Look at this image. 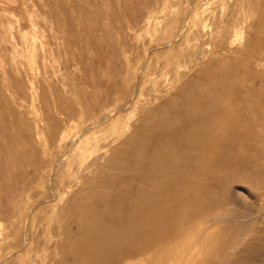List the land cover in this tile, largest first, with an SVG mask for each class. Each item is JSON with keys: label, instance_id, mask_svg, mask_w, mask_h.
Segmentation results:
<instances>
[{"label": "rangeland", "instance_id": "374dc122", "mask_svg": "<svg viewBox=\"0 0 264 264\" xmlns=\"http://www.w3.org/2000/svg\"><path fill=\"white\" fill-rule=\"evenodd\" d=\"M241 2L0 0V264H73V211L61 210L59 204L56 215L50 208L55 202L47 200L49 166L69 138L113 112L112 122L82 136L66 160L72 161V181H79V188V177L87 174L80 167L95 157L103 164L110 155L104 149L125 141L142 116L182 84L174 106L200 100L190 108L192 114L207 117L226 111L227 119H216L217 125L243 134L236 137L225 164L239 168V173H264V72L261 67L257 76L245 59L264 53V0ZM240 32L245 37L235 40L230 55V40ZM248 36L249 46L242 47ZM221 39L223 50L216 47ZM178 74L182 81L161 97L165 89L160 91L159 82L175 80ZM211 101L215 104L210 106ZM86 140L89 147H82ZM263 193L246 182L234 184L231 194H239V206L240 200L259 203L254 195ZM206 206L203 202L201 207ZM181 226L182 232L155 240L140 256L127 257L125 264H194L183 236L184 222ZM216 232L212 229L206 239L200 238L205 239L202 264H233L221 257L225 237ZM247 241L230 250L235 260L242 251V264H264V238Z\"/></svg>", "mask_w": 264, "mask_h": 264}, {"label": "bare ground", "instance_id": "6f19581e", "mask_svg": "<svg viewBox=\"0 0 264 264\" xmlns=\"http://www.w3.org/2000/svg\"><path fill=\"white\" fill-rule=\"evenodd\" d=\"M246 19L243 17L245 24L248 23ZM234 28L232 26V30ZM245 32L230 40V55L233 54L235 40L244 38ZM247 39L242 42V47L249 46L251 37ZM223 45L221 39L216 47L223 50ZM219 54L222 56L223 51ZM260 56L245 58L248 59L247 67L250 66L248 69L257 76L261 67V72H264V53L261 52ZM182 76L178 74L175 80L169 78L167 82L160 80V91L165 89L160 96L182 81ZM152 83L156 88L158 84L155 78ZM184 87L183 84L178 86L177 93ZM177 93L155 109L148 110L125 141L115 148L104 149L110 155L103 164H98L101 157L83 164L80 168L87 174L79 177L82 182L79 188H76L79 181H72V161L66 163V160L75 151L82 136L96 132L94 128L100 124L112 122L110 118L113 112L103 114L69 138L64 144V151L49 166L45 177L48 176L47 188L51 197L47 200L55 202L50 208L56 209V215L65 207L73 211L71 224L76 231V237L70 242L75 259L73 264H125L127 257L140 256L144 250L152 247L155 240L174 237L178 231L182 232L183 222V236L186 237L187 250L194 264L204 262L202 249L206 235L212 229L217 230L216 233L223 232L225 239H222L224 251L221 257L233 264H242V251L235 260L230 250H235L246 240L256 239L257 235L264 238V193L254 195L259 203L240 200L239 206L235 205L239 194H231L234 184L238 183L247 182L253 190L264 189V173H239V168L225 164L229 153L235 150L236 137L240 135L242 138L243 134L237 133L238 129L229 130V127L217 125L216 119H227L226 111H213L207 117L192 114L190 108L201 103L200 100H187L174 106ZM207 104L211 106L215 103L211 101ZM185 118L188 120L185 121ZM82 144V147H89L90 141ZM210 148L216 154L209 151ZM248 154L253 153L249 151ZM203 202L207 205L206 209L201 207ZM59 204H63L60 211L56 208ZM219 223L222 224L220 228L217 226ZM61 231L62 228L58 227L57 232ZM26 236L24 242H28ZM201 236L205 237L204 241L201 239L202 242ZM249 246L245 245L242 249L247 251ZM213 262L211 260L209 264Z\"/></svg>", "mask_w": 264, "mask_h": 264}]
</instances>
